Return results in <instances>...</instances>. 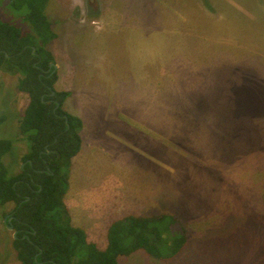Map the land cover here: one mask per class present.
<instances>
[{
	"label": "rangeland",
	"instance_id": "374dc122",
	"mask_svg": "<svg viewBox=\"0 0 264 264\" xmlns=\"http://www.w3.org/2000/svg\"><path fill=\"white\" fill-rule=\"evenodd\" d=\"M221 2L219 6L226 11ZM132 6L140 13L143 10L135 16L140 22H150V43H155L154 47L150 46L148 95L150 123L155 125L150 126V137L138 134L132 140L129 134L123 135L128 145L101 134L103 141L95 144L91 169L73 176V186L87 192L86 185L102 184L99 190L103 191L107 184L115 181L111 167L121 166L126 171L123 181H119L122 185L140 184L141 188L150 185V194L154 197L150 214H163L167 215L166 219L174 220L169 225L166 219L157 223L161 237L156 248L160 254L170 253L174 241L182 236L180 227L184 229L185 243L176 255L166 259L150 255L148 259L145 257L148 253L141 251V255L121 257L119 264H264V126L261 136H249L248 140L237 138L233 127L239 124L240 113L234 111L236 107L232 101L235 92L252 94L251 103L239 100L244 105H238L251 107L254 114L253 110L264 107L257 103H263L264 92L254 90V85L241 86L237 90L230 86V92L214 91L208 88L212 78H206L220 72H251L252 64L255 66L253 60L264 59V34L259 33L256 23L249 22L241 13L232 16L219 12L215 14L218 26L211 29V25H204V30H195L194 19L187 16L186 28L172 31L153 25L155 19L163 21L159 15L163 10L157 4L154 9L151 0H47L44 12L56 35L47 47L53 61L61 63V72L70 57H92L87 42L103 38H108L104 52L109 61L99 58L86 64L77 63L80 70L87 74L97 70V73L102 65L109 72L125 76L131 68L140 69L133 65L136 63H132L127 51L131 43L125 41L123 31L126 28L121 26L119 32L110 31L105 19H98L99 16L97 20L92 19L98 11ZM117 18L127 23L124 16ZM0 21L26 34L32 33L30 24L24 19V11L14 9L9 0H0ZM108 21L115 23L111 19ZM116 48L121 50L117 56L122 57V61L109 64L115 58ZM253 50L255 54L250 53ZM229 55L230 59L226 58ZM221 60L227 63L219 65ZM212 61L219 65L213 67V71ZM261 64L264 66V60ZM19 78V74L10 75L0 70V117H4L0 122V138L13 142L11 152L3 158L9 173L19 171L21 158L27 151L18 125L28 96L17 89ZM62 79L61 84L72 87L68 106L78 107L80 98L87 100L86 107L91 109H86L84 117L97 119L100 126L116 117L138 119L146 116V111L143 115L142 111L133 109L131 97L112 93L114 87L103 80L81 76L72 84V78L64 76ZM113 81L124 87L130 82L125 77ZM131 83L135 86L133 80L129 85ZM99 88L105 93L99 94ZM141 102L145 104V97L138 104ZM124 105L126 109L122 111ZM110 129L115 133L118 128ZM239 141H248L249 145H240ZM135 143L143 145L140 146L143 153L131 148ZM103 154L105 164L97 159ZM13 207L12 202L0 206V264H20L12 246L14 231L4 223V215Z\"/></svg>",
	"mask_w": 264,
	"mask_h": 264
},
{
	"label": "trees",
	"instance_id": "16d2710c",
	"mask_svg": "<svg viewBox=\"0 0 264 264\" xmlns=\"http://www.w3.org/2000/svg\"><path fill=\"white\" fill-rule=\"evenodd\" d=\"M9 1L14 9L24 11V19L32 29V33L26 34L0 21V70L10 75L19 74L17 89L28 96L18 125L27 151L16 173H9L3 160L11 152L13 142L0 138V206L8 202L14 204L4 215V223L7 227L11 225L15 232L12 246L17 260L20 264H118L119 256L138 249L158 259L176 255L185 243L182 227V236L174 241L170 253L160 254L156 248L161 237L157 223L163 222L167 215L125 216L113 221L107 230L104 249L88 242L85 232L71 225L63 195L71 158L80 149L82 122L63 108L68 92L54 88L57 71L49 65L53 57L47 45L56 35L44 12L47 0ZM236 73L220 72L215 77H206L212 78L208 88L230 92V86L237 90L254 85V90L264 92V77L254 69ZM251 98L252 94L243 92L232 94L234 111L240 113V122L233 127L239 139L262 135L264 107L253 110V114L250 106L238 105H244L239 100L251 103ZM257 103L264 105V100ZM3 118L0 117V122ZM239 144L249 145V142L239 141ZM166 220L167 225L174 222Z\"/></svg>",
	"mask_w": 264,
	"mask_h": 264
},
{
	"label": "crops",
	"instance_id": "0c3cea01",
	"mask_svg": "<svg viewBox=\"0 0 264 264\" xmlns=\"http://www.w3.org/2000/svg\"><path fill=\"white\" fill-rule=\"evenodd\" d=\"M219 1L220 0H151V5L154 7V9L155 5L157 4L160 9L163 10V14H159L162 15L163 21L160 23L157 19H155L154 21L156 22H153V25L162 26L165 30L181 31V29L186 28L187 16H191L195 22V30H204V25H211V29H213L214 26H218L219 24V21L216 22L215 20V14L219 12H227V15L231 14L233 16L241 13L244 18L248 19L249 22L256 23L260 31L259 33L264 34V0H221L226 6V11H222V7L219 6ZM223 2H221V4H223ZM135 8L136 6L116 8L114 11H98L97 14L92 17V19L94 18L97 20V16H99L98 19H105L109 25L107 28H109L110 31L119 32L121 30V26L126 28V30L123 31L125 32V41L127 43H131V46L127 49V51L130 54L132 63H136L133 65L139 67L140 69L133 70L131 68V71L123 76L117 72H109L107 68L102 65H100L97 73V70H91L88 72V74L87 72L84 73V71L80 70V67L76 66L77 63L86 64L94 60H99V58H102L104 62L109 61L104 52L106 51L105 48L107 46L108 38L91 40L92 43L87 42L88 47L91 49L90 55L92 57L82 58L83 62H81V57H78V59L76 57H70L68 60H66L68 65L63 69L62 72L60 67L61 63L53 61L57 71V80L54 83V88L57 91L68 92V95L63 102V108L68 113L78 117L82 122L80 129L81 145L77 154L71 158L67 179V189L63 195V203L68 210L71 225L81 228L86 234L87 241L93 243L94 245L98 244V246H95L99 249H104L106 247L107 228L113 221L125 216L150 217L151 214H153H150V207L152 206L151 199L154 198L150 194V185H147L144 188H141L140 184L122 185L119 181H123V175L126 171H124L121 166L111 167L114 169H112V172L116 175L115 181H113L112 184H107L103 191L99 190L102 184L93 186L86 185L85 190L87 192H81L78 187L75 188L72 184L73 176H80L81 172H85V169L87 172L91 169L90 161L92 160L90 159L94 158L96 147L95 144H97L99 141H103L104 136L101 134H104L110 139H115L120 143L128 145V142L123 140V135L129 134L132 137V140L133 136L136 138L138 134L150 137V126L155 125L153 122L150 123V104L148 98V95L150 94V46L154 47L155 43H150V22H140L139 17L136 18L135 15H140L143 13V10H141L140 13L139 9ZM118 15L124 16L127 23H123L122 20L119 21L117 18ZM113 16L116 18L112 19ZM108 19L115 21V23L110 24ZM238 28L244 29L242 27ZM226 29L229 28L227 27ZM115 37H117V34ZM253 52L250 53L255 54V52ZM118 53H121V50L116 48L115 58L113 60L110 58L111 61L109 64H117L118 62L122 61V57L117 56ZM229 57H231V55L227 56L226 58ZM263 60L264 59L257 62V60L254 59L253 63L255 62V66L252 64V69H254L256 72H259L264 77V66L261 64ZM217 61L219 62V60ZM226 63L227 61L221 60L219 65L221 64L224 66ZM256 64H258V66H256ZM211 65V71H213V67H219L218 64H214V61L211 62ZM64 76L72 78V84L74 80L80 79L81 76H83V78H87L88 76L89 78L94 77L98 80H103L104 83L106 82V84L114 87L112 93L131 97L134 102V104H132L133 109L136 111H142L143 115L144 111H146V116L138 119L134 117L130 119H121L116 117V119H112L109 123L108 121L103 122V124L100 126L97 119L84 117L86 109H91L86 107L87 100L80 98L78 100V107L68 106L69 99L71 98L70 89L72 87L60 83ZM122 77H125L126 80H129L130 82L133 80L135 86L133 83L129 85L130 82H128L127 86L124 87L119 82L115 83L113 81L120 80ZM141 80H144L145 84ZM76 92H79V90ZM98 93L103 94L105 92L103 88H99ZM144 97L145 104L141 102L139 105L138 103L142 101ZM124 109H126L125 105L123 108L121 107L122 111ZM95 127H97L96 131ZM110 127H117L118 129L114 133ZM103 128L106 129L104 130ZM140 146L143 145L141 144ZM140 146L137 145V143H135V145L131 144L132 149L135 151H141V153H143V150ZM103 157L104 154L98 155V162L104 160L105 158ZM93 162L94 164H97V161ZM101 164H105V162L102 161ZM111 208L112 211L110 210ZM108 215L109 218H107ZM101 239H104V241L100 242ZM95 240H97L99 243ZM141 251L146 254L144 250L138 249L128 255L119 256L118 262L121 257L139 255ZM146 255L147 256L145 257H149L148 259H150V255Z\"/></svg>",
	"mask_w": 264,
	"mask_h": 264
},
{
	"label": "water",
	"instance_id": "95a60500",
	"mask_svg": "<svg viewBox=\"0 0 264 264\" xmlns=\"http://www.w3.org/2000/svg\"><path fill=\"white\" fill-rule=\"evenodd\" d=\"M49 65L55 67V64L54 63H50ZM9 221H10V218L7 220V222H9ZM8 228L12 229V226L11 225H8ZM13 236H15V232L13 233Z\"/></svg>",
	"mask_w": 264,
	"mask_h": 264
}]
</instances>
